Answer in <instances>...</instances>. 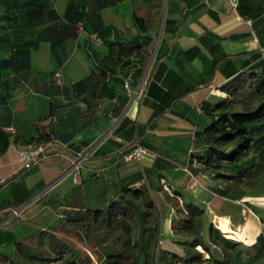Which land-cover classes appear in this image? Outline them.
Wrapping results in <instances>:
<instances>
[{
  "label": "crops",
  "instance_id": "0c3cea01",
  "mask_svg": "<svg viewBox=\"0 0 264 264\" xmlns=\"http://www.w3.org/2000/svg\"><path fill=\"white\" fill-rule=\"evenodd\" d=\"M71 2L77 7L70 14L76 22L67 16ZM261 3L264 6V0H0V10L10 5L14 15L18 12L17 19L0 23V60L26 48L30 57L28 68L0 70V228L18 238L31 236L49 227L40 217L44 209L56 208L63 217L64 208L97 205L152 166L164 174L168 186H183L205 209L206 238L214 224L231 238L253 245L263 231L264 195L249 188L234 198L230 193L241 186L205 171L191 172L188 163L195 132L206 125L199 109L205 101L214 105L220 99L212 87L220 89L226 80L223 57L260 47L256 28L264 17ZM116 41L143 44L141 54L130 55L134 64L149 56L138 85L141 92L135 94L125 83L119 89L130 99L121 114L116 117L114 101L106 100L88 121L82 107L73 103L71 86L93 69L111 66L104 58L110 53L109 43ZM57 70L63 83L54 78ZM116 72L109 71L111 92L118 89L110 88L112 77L121 76ZM51 105L60 116V139L25 169L20 152L38 147L29 140L38 135L39 124L51 121ZM123 117L133 125L131 139L115 133ZM132 142L157 156L125 161L123 152ZM90 144L92 152L100 150L85 162L82 181L67 184L73 171L65 162ZM47 188L46 195L57 194L55 203L39 206ZM218 188H228L229 193L217 192ZM13 209L19 213L13 214ZM164 222L165 245L184 252L185 245L175 242L189 238L173 229L165 233ZM210 247L214 258L222 260L223 250ZM13 250L12 244L0 243V264H9L4 257Z\"/></svg>",
  "mask_w": 264,
  "mask_h": 264
},
{
  "label": "trees",
  "instance_id": "16d2710c",
  "mask_svg": "<svg viewBox=\"0 0 264 264\" xmlns=\"http://www.w3.org/2000/svg\"><path fill=\"white\" fill-rule=\"evenodd\" d=\"M75 9H77L75 3L71 2L67 16L72 22L77 20V17H70ZM259 12L261 14L264 12L262 3ZM17 17L18 12L14 15L10 5L0 10V23H10ZM256 35L260 47L223 57V75L226 80L219 87L224 95L214 92L220 97L214 105L208 101L203 102L200 112L206 117V125L196 130L195 143L190 148L192 151L189 150L188 165L191 172L205 171L214 179L236 187L241 186V189L235 188L230 193L234 198L246 194L249 188L259 190V186L264 184L262 16L259 27L256 28ZM151 41V38H148L146 44L149 45ZM164 41L166 39L163 37L161 42ZM143 48V44L111 42L110 53L104 61L111 62L112 65L101 66L99 70L93 69L86 78L73 83L70 92L73 103L80 108L79 102L86 105L82 107L83 117L91 121L106 100L114 101L112 111L116 117L121 114L130 95L122 94L119 87H124L125 83L133 91L139 87L149 56H142L134 64L130 55L134 52L141 54ZM29 60L27 48L15 50L11 57L0 60V70L28 68ZM114 70H119L121 76L112 77L110 88L118 89L111 92V89H108L111 81L108 75L109 71ZM128 76L132 80L125 82L124 77ZM48 117H51V121L47 125L39 124L38 135L29 140L38 146L41 144L49 146L40 153V157L54 148L60 139L57 128L60 116L54 105H51ZM125 126L127 128L124 129ZM132 131L133 125L127 117H123L115 128L116 134L128 139H131ZM73 132H69V135H73ZM136 146H143L152 151L147 146L132 142L125 147L122 157ZM99 150L100 148L95 149L91 155ZM165 179L159 169L150 166L134 181L120 187L112 198H106L93 206L62 209L64 213L61 217L62 225L82 237L98 255V262L93 260L90 253L74 245L70 240L63 239L52 228L37 229L31 236L24 238H18L14 232L6 228H0V243L14 246V250L7 253L4 260H8L9 264H264V213L260 216L263 231L253 245L229 238L226 232L214 224L210 226L206 238L203 233L205 209L185 192L172 189ZM163 185L169 188V191H166L167 198L175 206L178 214L177 218H172V229L175 234L189 238L175 242L177 245H185L184 252L166 246L165 240L162 239L166 209L165 202L160 196ZM217 192L229 193L228 188H218ZM172 215L170 211L165 221V232L167 229L170 231ZM221 227L227 230L225 225ZM236 234L242 238L240 232ZM211 244L223 250L222 260L214 258ZM207 253L209 255L206 256Z\"/></svg>",
  "mask_w": 264,
  "mask_h": 264
},
{
  "label": "rangeland",
  "instance_id": "374dc122",
  "mask_svg": "<svg viewBox=\"0 0 264 264\" xmlns=\"http://www.w3.org/2000/svg\"><path fill=\"white\" fill-rule=\"evenodd\" d=\"M212 89H214L212 87ZM214 91H217V92H220L219 94H222L224 95V93L221 91V90H217V89H214ZM213 91V92H214ZM92 155L89 157V159L85 160L82 162V167H81V175H80V178H79V182L82 181V170H83V167L86 166L85 165V162H90L92 160ZM71 165L70 167L72 168L73 165L71 164V162H65V166H69ZM71 183L69 182H66L67 184L71 185L73 184L72 183V180L74 179H70ZM166 180V179H165ZM167 181V180H166ZM75 183H77L75 180H74ZM51 188V187H50ZM50 188H47L43 194L46 196V198H39V199H42L38 204L39 206H43V205H46V206H49V205H52L53 203H55V199L57 198V194H54V192H51L49 194H45L46 192L48 193V191H50ZM178 190L180 191H183L185 192L189 197L191 196V193L192 192H186L184 187L183 186H177L176 187ZM166 191H169V188L166 187V185H163V189L162 191H160V196L162 197V200L165 202V205H166V209L164 210V220L166 221L168 215H169V212L172 211L173 213V219L174 218H177L178 217V214H177V211L175 209V206L170 202V199L168 200L167 198V192ZM261 195H264V184L260 185L259 186V190ZM38 196H40V194H38ZM37 196V198H38ZM54 205V204H53ZM203 206L205 204H202ZM60 214L59 210L56 209V208H48V209H44L43 211V214L40 215L41 218L44 219V222H45V225L48 224V228H52V229H55L56 232L58 234L61 235V237L63 239H68L70 240L74 245L80 247L82 250H85L87 251L88 253H90L92 255V258L95 262H98V255L90 248V246L82 239V237L77 234L75 231H71V230H67L65 228V226L62 225V218H61V215H57V214ZM172 218H170V231H168V229L166 230L167 232L169 233H172ZM164 228H165V222H164ZM165 230V229H164ZM165 232V231H164ZM165 232V233H167ZM229 238H231L230 236H228Z\"/></svg>",
  "mask_w": 264,
  "mask_h": 264
},
{
  "label": "built area",
  "instance_id": "2783aa9c",
  "mask_svg": "<svg viewBox=\"0 0 264 264\" xmlns=\"http://www.w3.org/2000/svg\"><path fill=\"white\" fill-rule=\"evenodd\" d=\"M54 78H55L56 82L63 83L64 78H63V74H62L61 70H57L54 73ZM215 89L218 90V88H215ZM213 91H214V89H213ZM134 92H135V94L140 93L141 88L138 87L136 90H134ZM214 92H216L218 94L220 93L217 91H214ZM79 105L81 107L86 106L84 102H79ZM199 110L202 111L201 108ZM12 130L15 131V129H13V128H12ZM44 151H45V146L43 144H41L36 149L22 150L20 152V158L26 166H30L35 161H37V158H36L37 154H39V156H40V153L44 152ZM190 151H192V150L190 149ZM91 154H92V145L88 148L82 149L81 151H79L77 153V157H74V158L69 160L71 162V164L73 165V167H72L73 179L76 182H79L78 180H79L80 175H81L82 162L89 159ZM147 156L155 157L156 154L154 152H152L151 150L147 149L146 147L136 146L131 151L125 153L123 157L126 161H129V160H143ZM187 170H189V169L187 168ZM18 213H19L18 209H13V214H18Z\"/></svg>",
  "mask_w": 264,
  "mask_h": 264
},
{
  "label": "water",
  "instance_id": "95a60500",
  "mask_svg": "<svg viewBox=\"0 0 264 264\" xmlns=\"http://www.w3.org/2000/svg\"><path fill=\"white\" fill-rule=\"evenodd\" d=\"M48 148H49V146L48 147H45V150L48 149ZM36 158L37 159L39 158V154H37Z\"/></svg>",
  "mask_w": 264,
  "mask_h": 264
}]
</instances>
